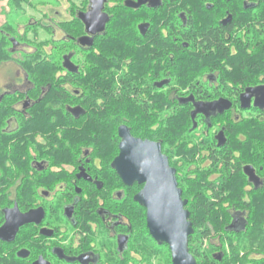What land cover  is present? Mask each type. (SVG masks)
<instances>
[{"label": "flooded vegetation", "instance_id": "af4514ba", "mask_svg": "<svg viewBox=\"0 0 264 264\" xmlns=\"http://www.w3.org/2000/svg\"><path fill=\"white\" fill-rule=\"evenodd\" d=\"M256 4L0 0V53L8 54L0 60V264H161L155 250L168 246L151 238L146 209L135 200L144 185L123 184L112 168L120 127L132 139L159 145L193 231L197 197L222 199L226 215L212 222L207 215L198 218L213 231L204 241L214 261L235 260L227 247L231 237L264 241V160L255 143L264 131V73L257 70L262 60L254 54L250 82L225 59L226 52L239 56L247 25L242 9L255 14ZM18 5L22 19L15 21ZM119 11L121 32L107 27ZM97 13L107 16L104 29L86 32L82 17ZM31 27L46 34L37 47ZM115 35L121 36L122 53L110 57L116 64L109 69V38ZM83 37L92 40L90 46L79 42ZM245 39L256 44L250 47L255 52L256 32ZM33 52L38 61L31 60ZM52 53H59L57 61ZM230 66L234 72L226 77ZM114 82L122 83V93H114ZM119 105L127 121L115 127L116 136L111 133L118 150L112 156L109 112ZM166 106L167 121L161 119ZM163 126L174 137H166ZM114 173L122 183L116 190ZM255 195L261 199L251 201ZM253 228L254 238L247 233ZM187 247L201 262L192 243Z\"/></svg>", "mask_w": 264, "mask_h": 264}, {"label": "water", "instance_id": "95a60500", "mask_svg": "<svg viewBox=\"0 0 264 264\" xmlns=\"http://www.w3.org/2000/svg\"><path fill=\"white\" fill-rule=\"evenodd\" d=\"M82 21L86 32L95 34L104 29L107 16L99 13L85 15ZM79 42L90 46L92 40L83 37ZM118 134L121 138L119 154L113 160L112 168L123 184L136 182L144 185L135 200L146 209L149 235L157 244L168 246L171 264H197L187 247L193 230L187 221L188 212L183 209L186 201L181 200L174 170L169 167L166 157L161 155L159 145L132 139L124 127L118 129Z\"/></svg>", "mask_w": 264, "mask_h": 264}, {"label": "trees", "instance_id": "16d2710c", "mask_svg": "<svg viewBox=\"0 0 264 264\" xmlns=\"http://www.w3.org/2000/svg\"><path fill=\"white\" fill-rule=\"evenodd\" d=\"M23 6L18 5L17 9L14 10L13 14H19L20 16L22 15V8ZM119 8H121V5L118 6ZM256 11L255 14L253 12V10L251 9H242V13H241V21H242V25L244 26L246 23L247 25L244 26L243 31H242V43H241V51L238 55H231L229 52L225 53V59L227 61V63L234 65L236 67H240V75L241 78L246 79L247 81L252 82V75H249L250 71H252L251 68V64H249L250 62H253L254 60V54H256V58L257 60H262L260 61V66L257 67V70H262L264 73V0H257V4H256ZM123 20H124V16L121 14V12H115L113 14V17H111L109 24L107 27H109V29L111 30H115V31H122V27H123ZM251 21H254V26L249 27L248 23H251ZM256 21V22H255ZM253 25V24H252ZM242 26V27H243ZM107 29V28H106ZM30 30H35L34 32H36V28L35 27H31ZM251 31L256 32L257 37L261 36L260 39H258V41L260 40V42L257 43V49L254 52L253 50L251 51L250 47L255 46L253 44V42L251 40H246L244 41V36L245 35H249L251 34ZM120 35V34H119ZM113 36L111 37L112 39L109 38V54L111 55V57L114 54L120 55L122 53V43H121V36ZM36 42V41H35ZM108 44L105 42L103 43L102 46H107ZM253 53V58H251ZM8 58V54L4 51H2L0 53V60H4ZM31 60L33 62L38 60V55L37 52H33V54L31 55ZM101 63H105L104 61H102ZM118 63V61H117ZM116 64V61L114 58H109V69ZM247 64V65H246ZM249 64V65H248ZM245 65V66H244ZM254 70V67H253ZM233 69L231 71H227L226 77H231L232 73H233ZM247 73V75H246ZM239 75V74H238ZM246 75V76H245ZM38 75L34 74V77H36ZM232 77H235V75H233ZM245 80V81H246ZM249 82V83H250ZM112 87L114 90V93H122V83L119 82L118 84H116L115 82L112 83ZM114 102L117 103H121L122 101H116L114 100ZM121 106H117V108H120ZM122 108V107H121ZM263 122V121H261ZM261 122H259L258 124H260ZM264 123V122H263ZM259 135H262L264 137V131H258ZM118 186H121V181H119L116 178L115 181ZM197 200H199V202L197 203L198 210L196 209V213L193 212V214H195V218H193V223H194V231L193 234L188 238V242L192 243L193 242V246L196 250V252L199 254V257L197 259V261H201V262H197V264H226L221 262H216L214 261L211 257H210V252L212 251V246L210 245V243L208 242V245L210 247V249H204L201 250L203 243L201 241L198 242L197 239H205V240H209V235L212 233L213 231L209 230L208 226L206 227H202L200 226V224L198 223V218L200 215H207L209 218V221L212 222V219H218L219 215H226L225 211H223L221 205H222V199L220 197H215L213 202L210 198L208 197H197ZM262 207H264V201L262 203ZM217 216V217H216ZM211 219V220H210ZM215 234L217 232H221L219 230H215L214 231ZM255 232L253 231V238L255 237ZM146 239H147V243L149 244L150 239H149V235H146ZM229 245L231 246V251L234 254V259L231 263L229 264H243L241 263V259L239 258V253L241 251V248L239 247V243L235 244V242H233V240L230 238L229 239ZM152 246H155V244L151 241L150 243ZM236 245V246H235ZM148 246V245H147ZM254 247H260L259 252H261L262 249H264V241L259 243L258 245H253ZM160 250H158V248L155 250L156 252H159L162 254V258H161V264H171L170 262V254L168 249L166 248L165 245H162L161 247H159ZM195 253V252H194ZM150 254L149 252V246L147 247V257ZM152 255V254H151ZM153 256V255H152ZM194 258H196V254L195 256L193 255ZM240 262H239V261ZM196 261V260H195ZM254 263L252 264H264V260L263 259H257V260H253Z\"/></svg>", "mask_w": 264, "mask_h": 264}, {"label": "rangeland", "instance_id": "374dc122", "mask_svg": "<svg viewBox=\"0 0 264 264\" xmlns=\"http://www.w3.org/2000/svg\"><path fill=\"white\" fill-rule=\"evenodd\" d=\"M36 1H40V0H35V2ZM12 19L13 20H15V21H20L22 18H21V16L19 15V14H13V16H12ZM45 35L46 34H44V33H42V32H40V31H38V32H34L32 35H31V41H32V39H33V43L31 44L32 45V47H37V45L38 44H36V42L35 41H41L42 39H44L45 38ZM261 38V36H258V39H260ZM40 43V42H39ZM98 46H101V45H98ZM35 48H33V50H34ZM41 55H42V53L41 52H39ZM99 54H101V55H103V56H105L107 53H105V51L104 50H99ZM52 55H54L55 56V58H56V61L58 60V55H59V53H52ZM111 57V55L109 54V58ZM49 60H52V59H50L49 58ZM38 61V60H37ZM42 61H43V58H42ZM112 68V67H111ZM227 68H229V69H233V71H234V67H227ZM53 74H51V75H49V76H45V77H51ZM54 76V75H53ZM41 77H44L43 75H41ZM164 104L165 103H162V106H164ZM114 108V109H113ZM112 108V110L109 112V145H110V147H111V149H112V156H116L117 154H118V150H117V148H115V145H116V143H117V138L115 137V138H113L112 139V136H111V133H113L115 136H116V130H115V127H117V125H119V124H121V123H124V122H126L125 121V119H126V117H127V112H126V109H125V111H124V108H115V107H113ZM167 108V106L166 107H163L162 108V113H161V119H165V121H167V119L168 118H170L171 116H170V110L171 109H169V110H167L166 109ZM135 115H137V114H135ZM173 115V114H172ZM135 117H137L138 118V116H135ZM172 118H170V120H171ZM138 121V120H137ZM164 125H167V122H166V124H164ZM168 127V128H167ZM187 127H189V125H187ZM137 128V127H136ZM172 129L170 130V128H169V126H163V128H162V133H166V137H171V136H173L174 137V135H173V133H172ZM135 132V134H137V133H139L140 131L138 130V129H136V131H134ZM161 133V134H162ZM253 134V133H252ZM251 134V135H252ZM256 143V145H257V154H259V158H260V160H264V137L262 136L261 138H258L257 139V142H255ZM110 157V156H109ZM177 176H179V173L177 174ZM116 178H117V175L114 173V176H113V189L114 190H116V189H119L120 187L118 186V184L115 182L116 181ZM118 179V178H117ZM119 180V179H118ZM120 181V180H119ZM179 186L180 187H182L183 189H187L189 186L188 185H184L183 183H180L179 184ZM188 186V187H187ZM250 198V197H249ZM259 199H261L260 197H257L256 195L255 196H253L250 200L251 201H254L255 200V202L257 201V200H259ZM188 201L190 202V201H193V199L191 198V196H189L188 197ZM229 202H233V198L232 199H230L229 200ZM249 205H251V203L249 204ZM193 206V205H192ZM187 208H189L190 210H191V203L187 206ZM195 209H197L198 210V207H196L195 206ZM254 221H256L255 219H254ZM264 222V221H263ZM252 225H253V220H252ZM255 228H253V230L252 229H250V230H248V232L247 233H250V234H252V232L253 231H255L254 230ZM217 230V229H216ZM215 231V230H214ZM246 233V234H247ZM215 235V234H214ZM226 239H228V237L226 238ZM231 239L233 240L234 239V241L235 242H237L238 243V241H239V247L241 248V251H240V259H241V263H243V264H252V263H254L253 262V259H255V256H253L252 257V255H254V253L257 255L256 257H257V259H263L264 260V249H262L261 250V252H259V250H260V247H254L253 246V244H259V243H250L249 242V238L246 236V235H243V236H241L240 238L239 237H237V238H234V237H231ZM198 240V242L199 241H201L202 243H203V245H202V248H201V250H204V249H210V247H209V245H208V242L207 241H204L205 239H197ZM233 241V242H234ZM262 242V241H261ZM192 244H193V242H192ZM190 246H191V244H190ZM236 246V245H235ZM227 247H228V249H229V247H231L229 244H227ZM160 256H161V258H162V254L160 253ZM232 257L229 255V259H231ZM239 261V260H238ZM240 262V261H239Z\"/></svg>", "mask_w": 264, "mask_h": 264}]
</instances>
